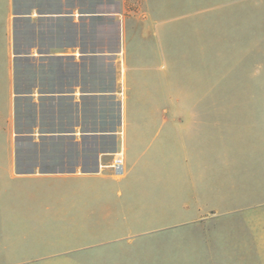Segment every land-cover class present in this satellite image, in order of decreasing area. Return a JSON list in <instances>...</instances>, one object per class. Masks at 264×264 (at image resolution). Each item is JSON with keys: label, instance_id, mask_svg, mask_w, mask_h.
Wrapping results in <instances>:
<instances>
[{"label": "crops", "instance_id": "obj_1", "mask_svg": "<svg viewBox=\"0 0 264 264\" xmlns=\"http://www.w3.org/2000/svg\"><path fill=\"white\" fill-rule=\"evenodd\" d=\"M195 10L0 0V263L23 226L69 222L66 264H264V107L183 101ZM169 120L190 126L172 168L150 149Z\"/></svg>", "mask_w": 264, "mask_h": 264}, {"label": "rangeland", "instance_id": "obj_2", "mask_svg": "<svg viewBox=\"0 0 264 264\" xmlns=\"http://www.w3.org/2000/svg\"><path fill=\"white\" fill-rule=\"evenodd\" d=\"M212 1L216 0H193L199 10L176 19L181 24H197L196 29H183L187 37L191 34L183 45L189 44L194 58L191 60V90L182 93V99L192 102L257 101L264 107V7L255 13V0ZM190 111L200 109H170L166 115L184 116ZM212 111L215 116H234L232 122L235 124L247 123L243 118L237 119L242 117L235 114L237 109L214 108ZM180 128L167 121L150 148L160 146L161 164L167 168L173 167L176 152L183 149L181 145L190 141V126H182V131ZM128 147L131 149L130 145ZM79 231L78 226H70L69 222L23 226L20 236L14 238L15 244L8 242L2 246L1 251L7 257L0 264H66L63 252L75 248L68 243L69 236Z\"/></svg>", "mask_w": 264, "mask_h": 264}, {"label": "built area", "instance_id": "obj_3", "mask_svg": "<svg viewBox=\"0 0 264 264\" xmlns=\"http://www.w3.org/2000/svg\"><path fill=\"white\" fill-rule=\"evenodd\" d=\"M113 167L118 173L124 172V161L121 154H117L113 161Z\"/></svg>", "mask_w": 264, "mask_h": 264}]
</instances>
